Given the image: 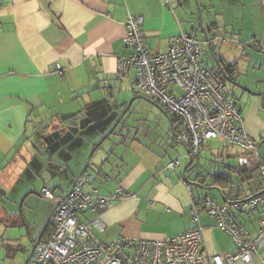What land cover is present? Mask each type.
Listing matches in <instances>:
<instances>
[{
  "label": "crops",
  "instance_id": "0c3cea01",
  "mask_svg": "<svg viewBox=\"0 0 264 264\" xmlns=\"http://www.w3.org/2000/svg\"><path fill=\"white\" fill-rule=\"evenodd\" d=\"M212 1L215 5L209 3L208 15H202L209 38L221 37L223 42L234 44L228 45L230 49L237 50L243 62L252 63L247 76H239L237 64L219 59L212 45L205 48L204 55L207 50L211 52L209 63L215 58L218 65L213 62L210 69L202 56L201 63L225 82L220 67L228 79L261 93L263 89L254 86L251 75L264 57L253 45L264 40L263 0ZM227 8L234 11L235 19L219 23ZM127 13L143 18L144 42L153 54L165 53L171 37L199 27L197 14L187 0H172L169 7L161 0H0V195L44 165L51 170L47 174L40 170L39 191L49 189L56 197L65 195L93 146L135 98L110 135L115 141L105 149H101L102 142L93 152L86 173L94 181L84 186L85 192L94 189L100 197H109L120 187L129 196L109 202L97 214L82 213L80 218L89 223L98 216L104 230L94 228L93 232L103 242L119 238L160 241L195 227L189 213L191 196L198 200L209 196L217 203L236 201L263 191L264 178L257 169L239 166L241 150L225 148L217 140L218 148L211 149L209 141L187 166L189 146L179 140L180 136L174 137L178 135L175 130L184 132L182 124L165 112L171 119L170 128L167 116L133 87V75L115 78L117 57L131 53L124 46ZM198 37L204 40L201 29ZM226 92L236 100L244 129L260 143L259 155L264 160V99L262 103L250 99L264 93L241 91L236 94L238 101L228 87ZM136 102L148 110L142 108L131 117ZM161 115L166 118L164 131L158 126ZM71 127L72 134L67 132ZM174 160L179 162L176 170L167 169ZM185 167L190 193L181 180ZM35 191L32 187L13 188L9 196L32 195ZM40 192L36 194L44 199ZM44 200L52 209V203ZM231 217L254 237L264 207L233 212ZM1 221L5 219L0 210ZM199 223L209 254L225 255L235 250L229 235V239L218 238L212 219L202 214ZM45 230L41 239L51 233L49 230L45 235ZM247 264H264V246Z\"/></svg>",
  "mask_w": 264,
  "mask_h": 264
},
{
  "label": "built area",
  "instance_id": "2783aa9c",
  "mask_svg": "<svg viewBox=\"0 0 264 264\" xmlns=\"http://www.w3.org/2000/svg\"><path fill=\"white\" fill-rule=\"evenodd\" d=\"M171 1L161 0L167 7ZM143 21L140 15L127 13L124 46L131 53L117 57L116 80L133 73V87L182 124L184 132L179 140L189 146V155L199 154L209 141L217 140L225 148L241 150L239 166L244 170L257 169L258 175L264 178L260 146L246 133L236 100L228 96L225 82L201 63L205 48L215 41L200 40V28H195L171 37L165 53L153 54L144 42ZM253 45L264 55V40ZM178 166V160H174L166 168L175 171ZM181 180L190 193L191 184L184 177ZM92 181L94 177L90 174L81 175L63 196L56 197L49 189L41 190V197L52 203V231L35 245L27 264H247L264 246V217L258 220L254 237L237 226L231 217L233 212L247 213L263 208L264 190L224 203H217L209 196L200 200L191 196L189 213L195 227L165 240L119 238L103 242L93 232L94 228L104 230L98 216L84 223L80 214H97L109 202L129 195L121 187L109 197L95 195L94 189L85 192L84 186ZM202 214L231 236L235 245L232 253L212 255L205 250L199 223Z\"/></svg>",
  "mask_w": 264,
  "mask_h": 264
},
{
  "label": "rangeland",
  "instance_id": "374dc122",
  "mask_svg": "<svg viewBox=\"0 0 264 264\" xmlns=\"http://www.w3.org/2000/svg\"><path fill=\"white\" fill-rule=\"evenodd\" d=\"M204 1H205V4H203V0H198V6L200 7V12H201V15L203 16L207 14L209 3H211L212 5H215L212 0H204ZM258 2H260V0H258ZM187 3L191 5V8L197 14L198 11H197V5L195 3V0H187ZM182 4H184V2H182ZM240 11L241 9L237 10L238 13ZM233 13H234L233 10H230L227 8L224 11V16L220 17L218 22L219 23L220 22L222 23V21L228 22L230 19H235V14ZM211 39L215 40L214 37H211ZM227 42H223L221 37L220 39L215 40L214 44L212 45L214 46L213 47L214 54H215V51L217 50L219 59L221 58L222 60L223 58L230 64H237L238 75L246 74L247 76V74L250 72L252 61L250 63L246 61L243 62V59L239 58L238 51L230 49V46L232 45L234 46V44L227 43ZM211 54L212 53L207 50L206 55L204 54L201 55L203 62L205 64H208L210 66V69L213 68L214 66L213 62L214 63L216 62L215 64L218 65V61L215 58H213L214 59L213 62L211 61L209 63L208 57H210ZM261 57L262 58L259 61L260 66H258L255 69V71L252 73L251 76H253L252 77L253 82L256 83L254 86H258L257 87L258 90L263 89L262 91H264V85H263L264 83L261 82L262 81L261 77H264V57L263 56ZM130 74L131 76L133 75V73H130ZM225 86L228 87L230 91H232L235 97H236V94L238 95L240 94L241 91H243L229 82H225ZM244 88L247 90H250L249 88H246V87ZM247 97L249 96L245 94L244 98H247ZM236 98L238 101H240L239 97H236ZM131 99L129 101H131ZM250 99L251 100L258 99L259 103H262V99H264V95L261 97H250ZM142 108L148 110L143 103L142 105H140V102H136L132 109L133 112L135 113H132L131 117L134 116L138 112V110H141ZM150 118L152 122H156L154 121L153 116H151ZM159 121H160L158 124L159 128L163 131L166 130L165 129L167 127L166 118L163 115H161V118ZM114 141H115V136H110L109 139L105 140L102 143L101 149L108 148L111 142H114ZM219 143L213 140V141H210L208 146L211 149L218 148L220 146ZM44 166H42V168L45 169V173L47 174L48 170H51V169L49 167H44ZM42 168L39 170L35 169V170L30 171L27 174L26 181L18 180L17 183L14 184V187H10L8 190H5V195H2V194L0 195L1 196L0 197V210H1L2 218L5 219V221L0 222V239L2 240L1 246H0V264H23L24 263L25 259L27 258V254L30 250L31 241L33 240L34 242L36 240L39 233L42 231L46 223V220L52 210L51 207H49L50 205L49 206L46 205V200L40 198L36 194L40 192L39 190L42 187V184H39L41 183V177L39 176V172L40 170H42ZM22 187H32L36 189L35 191L36 193H33L32 195H28V193L26 192L27 194L26 196L22 194H19V195L15 194L14 195L15 197L9 196V193L11 192L13 188H14V191H18ZM12 193H16V192H12ZM210 195L213 197L216 195L218 196L217 193H211ZM216 231H217L218 238L229 239L228 237L230 235L228 236V234L225 233L224 231H221L218 228Z\"/></svg>",
  "mask_w": 264,
  "mask_h": 264
},
{
  "label": "water",
  "instance_id": "95a60500",
  "mask_svg": "<svg viewBox=\"0 0 264 264\" xmlns=\"http://www.w3.org/2000/svg\"><path fill=\"white\" fill-rule=\"evenodd\" d=\"M195 3H196V5H197V11H198V13H197V17H198V19H199V27H198V28L201 29L202 34H203V37H204V40H205V41H209V40H211V39L209 38V36H208V32H207L206 27H205V24H204V22L202 21V20H203V16L201 15L200 7L198 6V0H195ZM210 10H211V9L208 8V9H207V13H208ZM207 15H208V14H207ZM220 71L222 72V75L224 76V78H225V80H226L227 82H229V83L235 85L236 87H238L239 89H241V90H243V91H245V92H250V93H252V94H256V93H254V92H252V91H250V90L245 89V88H244L242 85H240L239 83H237V82H235V81H233V80L228 79V78L226 77L225 72L223 71V69H222L221 67H220ZM263 93H264V92L257 93L256 95H260V94H263ZM142 98L145 99L146 101H149L150 103H152L156 108H158L159 110H161V111L164 113V115H166V114H165V111L162 110L161 107H160L159 105H157L155 102L150 101V100H148L147 98H145V97H143V96H142ZM134 99H135V98H132L131 101H129V103L127 104L126 108L122 111V113L120 114V116L118 117V119L116 120V122L113 124V126H112V127L109 129V131H108V132H107V133H106V134L100 139V141H99L95 146H93V149H92L91 152L89 153L88 158H87V160H86V163H85L83 169L79 172V174L77 175L76 178L80 177L83 173L86 172L87 166H88V164H89V162H90V159H91V156H92L93 152H94V151H95V150L101 145L102 142H104L106 139H108V137H109L110 135H112V134L114 133L115 128L117 127V125L119 124V122L121 121V119L125 116V114H126L127 111L129 110V108L131 107V104H132V102H133ZM166 116H167V115H166ZM78 117H79V116H78ZM167 119H168V122H169V126H170V128H171V125H172V123H171V119H170L168 116H167ZM174 137L177 138L178 135H175ZM187 153H188V158H189V161H188V164H187V166H188V165H190L191 162H192V156L189 155V149H187ZM187 166H186V167H187ZM186 167L184 168V170H183V172H182V176H183V177H184V171H185ZM76 178H75V179H76ZM75 179H74V181H75ZM57 188H59V187H57ZM67 193H68V192H67ZM67 193H66V194H67ZM52 212H53V209L51 210V212H50V214H49V216H48V218H47V220H46V223H45V225H44L42 231L39 233L38 237H37L36 240L34 241V244L31 246V249H30V251H29V253H28V255H27V258L25 259V261H24L23 264H27V262L29 261L31 255H32V252H33V249H34L35 245L41 240L45 228H46L47 225L50 223V218H51V214H52Z\"/></svg>",
  "mask_w": 264,
  "mask_h": 264
},
{
  "label": "trees",
  "instance_id": "16d2710c",
  "mask_svg": "<svg viewBox=\"0 0 264 264\" xmlns=\"http://www.w3.org/2000/svg\"><path fill=\"white\" fill-rule=\"evenodd\" d=\"M218 78H220V79H222L219 75H218ZM223 80V79H222ZM224 81V80H223ZM225 82V81H224ZM173 116V115H172ZM176 120V119H175ZM179 122V121H178ZM180 123V122H179ZM181 124V123H180ZM173 131H174V129H173ZM175 133H177L178 134V136H181L182 135V132L180 133H178L176 130L174 131ZM258 143V142H257ZM258 145L260 146V143H258ZM85 174H88V173H83L82 175H85ZM92 176V175H91ZM184 179H185V177H184ZM186 180V179H185ZM73 183H74V181H73ZM73 185V184H72ZM72 187V186H71ZM52 228H51V224L49 223L48 225H47V227H46V233H45V235L47 234V232L50 230V231H52L51 230Z\"/></svg>",
  "mask_w": 264,
  "mask_h": 264
},
{
  "label": "flooded vegetation",
  "instance_id": "af4514ba",
  "mask_svg": "<svg viewBox=\"0 0 264 264\" xmlns=\"http://www.w3.org/2000/svg\"><path fill=\"white\" fill-rule=\"evenodd\" d=\"M117 119H118V118H117ZM117 119H116V120H117ZM115 122H116V121H115ZM115 122H114V123H115ZM112 126H113V125H112ZM118 127H119V125H117L115 131L117 130ZM72 131H73V128H72V127H71L70 129L67 128V132H69V133L72 134ZM115 131H114V132H115ZM76 133H77V132H76ZM73 134H75V133H73ZM67 136H68V133H67ZM76 137H77V136H76V134H75V138H76ZM66 168H67V167H66ZM65 170H66V169H63V171H65ZM65 175H66V174H65ZM33 244H34V242H33V240H32V241H31V246H32ZM31 246H30V249H31ZM29 251H30V250H29ZM28 253H29V252H28ZM27 255H28V254H27Z\"/></svg>",
  "mask_w": 264,
  "mask_h": 264
}]
</instances>
